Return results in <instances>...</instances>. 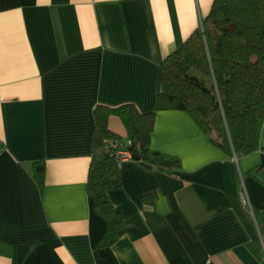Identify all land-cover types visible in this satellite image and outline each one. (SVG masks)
<instances>
[{"label":"crops","instance_id":"crops-1","mask_svg":"<svg viewBox=\"0 0 264 264\" xmlns=\"http://www.w3.org/2000/svg\"><path fill=\"white\" fill-rule=\"evenodd\" d=\"M212 2L0 0V264H264V119L258 148L236 156L186 112L157 111L150 147L181 167L122 162L108 197L124 232L98 245L106 223L87 189L94 109L151 111L162 60ZM107 125L131 141L126 117L113 112Z\"/></svg>","mask_w":264,"mask_h":264},{"label":"trees","instance_id":"trees-1","mask_svg":"<svg viewBox=\"0 0 264 264\" xmlns=\"http://www.w3.org/2000/svg\"><path fill=\"white\" fill-rule=\"evenodd\" d=\"M164 110L189 114L228 154L242 156L258 148L264 119V0H213L201 25L162 60L160 88L151 111L142 112L132 103L95 107L87 189L106 223L99 246L114 243L124 232L120 214L108 197L121 182L116 149L130 151L134 160L147 167H181L178 158L150 147L155 113ZM113 112L129 121L130 145L120 143L109 129L107 118ZM43 169L40 164L34 170L39 185ZM147 197L143 195V201Z\"/></svg>","mask_w":264,"mask_h":264},{"label":"built area","instance_id":"built-area-1","mask_svg":"<svg viewBox=\"0 0 264 264\" xmlns=\"http://www.w3.org/2000/svg\"><path fill=\"white\" fill-rule=\"evenodd\" d=\"M107 141V140H106ZM109 143V145L113 148H116V144L112 142V140H108L107 141ZM129 145L131 144V142L128 143ZM115 154L117 156V159H118V166L121 165L122 162L130 159L132 156H131V153L130 151L126 150V149H116L115 150ZM239 198H240V201L242 203V205L247 209L249 210L250 212H252L251 210V206L249 204V200L247 198V195H246V192L244 190H240L239 191Z\"/></svg>","mask_w":264,"mask_h":264},{"label":"water","instance_id":"water-1","mask_svg":"<svg viewBox=\"0 0 264 264\" xmlns=\"http://www.w3.org/2000/svg\"><path fill=\"white\" fill-rule=\"evenodd\" d=\"M132 159H136V157L135 156H132Z\"/></svg>","mask_w":264,"mask_h":264},{"label":"clouds","instance_id":"clouds-1","mask_svg":"<svg viewBox=\"0 0 264 264\" xmlns=\"http://www.w3.org/2000/svg\"><path fill=\"white\" fill-rule=\"evenodd\" d=\"M132 158V157H131Z\"/></svg>","mask_w":264,"mask_h":264}]
</instances>
